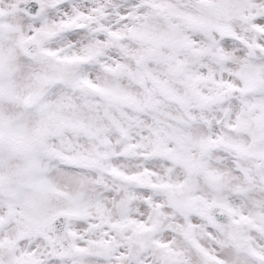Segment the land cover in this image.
<instances>
[{"label": "snow or ice", "instance_id": "obj_1", "mask_svg": "<svg viewBox=\"0 0 264 264\" xmlns=\"http://www.w3.org/2000/svg\"><path fill=\"white\" fill-rule=\"evenodd\" d=\"M0 264H264V0H0Z\"/></svg>", "mask_w": 264, "mask_h": 264}]
</instances>
